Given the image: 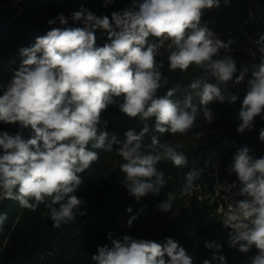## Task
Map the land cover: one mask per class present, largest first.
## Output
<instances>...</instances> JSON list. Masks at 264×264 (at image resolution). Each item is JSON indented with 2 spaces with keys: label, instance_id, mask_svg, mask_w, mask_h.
<instances>
[{
  "label": "clouds",
  "instance_id": "9594fccd",
  "mask_svg": "<svg viewBox=\"0 0 264 264\" xmlns=\"http://www.w3.org/2000/svg\"><path fill=\"white\" fill-rule=\"evenodd\" d=\"M111 2L105 0L106 6ZM223 2L227 5L230 0ZM220 4L221 0H131L129 7L113 11L111 17L97 16L81 6L70 16L49 19V25L63 27H52L32 46L19 50L20 65L0 95V122L30 127L34 133L24 139L20 132H0V202L14 200L33 212L43 204L56 229L73 223L83 214L85 203L76 195L84 183L81 174L99 160L90 144L91 149L106 152L119 145L116 152L124 161L119 166L125 174L124 186L137 202L148 194L159 195L166 180L157 165L171 161L176 167L184 166L187 157L177 150L182 145L161 142L157 135L146 144V123L138 134L126 131L123 141L115 135L109 140L104 130L108 122L101 115L116 97L123 98L119 109L128 117L141 121L154 117L155 132L184 135L197 126L201 113L193 103L194 95L203 106L204 119L211 122L214 115L207 105L226 99L234 103L238 97H226L222 88L235 87L247 78L236 130L251 131L257 116L264 119V36L255 42L259 62L238 69L227 54L231 41L224 43L201 25L202 10ZM69 20L80 21L83 27L69 26ZM96 29L107 32L109 42L97 46ZM166 41L169 71L199 70L182 99H172L175 89L158 95L168 83L161 72L163 62L156 59ZM259 139L264 142V129ZM249 153L245 146L233 156L229 171L236 174L239 187L232 183L224 191L237 189L232 195L243 199H230L222 223L231 229L230 247L241 253L255 247L258 251L251 264H264V157ZM200 177L201 170L185 173L180 194L191 195ZM176 199V193L169 192L158 208L168 212ZM135 219L132 216L127 226ZM6 220L7 214H0V229ZM108 238L111 245L98 246L92 255L95 264H194L172 238L163 244L130 235L113 238V233ZM205 247L215 249L212 260L225 264V257L218 255L221 245L206 242ZM202 264L211 262L205 259Z\"/></svg>",
  "mask_w": 264,
  "mask_h": 264
},
{
  "label": "trees",
  "instance_id": "16d2710c",
  "mask_svg": "<svg viewBox=\"0 0 264 264\" xmlns=\"http://www.w3.org/2000/svg\"><path fill=\"white\" fill-rule=\"evenodd\" d=\"M236 1L238 0H230L226 5L221 0L218 8L203 9L201 25L204 26L203 21L208 19L211 30L226 31L239 24L243 20L239 6L242 3L238 5ZM256 3V6H264L258 0L253 1V5ZM130 4L131 0H112L107 6L105 0H22L25 11L23 18H12L10 13L13 9L10 7L0 11V86L3 87L0 95L20 65L22 58L19 50L32 46L36 37L45 35L52 27H63L59 23L49 25V19L60 14L70 16L81 6L97 16L111 17L113 11L123 10ZM69 26L83 27V24L69 20ZM248 28L259 40L264 36V16L257 21H250ZM95 35L97 46L109 42L107 32L103 29H96ZM167 54L162 52L156 58L157 62H163L161 72L168 81L158 95H164L168 89H175L172 99H182L191 91L188 85L199 70L190 67L186 73L169 71ZM231 56L236 60L238 69L248 60L239 54ZM259 59L250 60L247 67L251 68ZM246 89L247 78L235 87L229 84L222 88L226 97L235 95L238 99L234 103L226 99L223 103L213 101L207 105L214 115L211 122L205 121L203 106L193 94V103L201 113L197 117V126L181 135L185 139L181 143L174 141L175 135L155 132L154 117L141 121L139 117L130 118L122 113L119 105L123 98H114L115 103L109 105L101 115V120L108 122L104 130L109 133V140L115 135L119 141H123L126 131L132 129L138 134L146 123L149 127L144 140L146 144L150 143L152 135H157L161 142L180 144L182 147L177 150L186 155L187 163L176 167L171 161L160 162L157 168L164 172L166 184L159 195L148 194L137 202L124 186L125 174L119 168L124 161L116 152L119 145L114 144L113 151L106 152L103 149H91L90 144L89 149L99 153V160L81 174L84 183L76 195L85 203L81 206L83 214H78L73 223L56 229L43 204L33 212L20 207L14 200L0 202V214H7V220L0 229V264H95L91 257L97 253L98 246L111 245L109 233H113V238L117 235L121 238L130 235L161 244L166 238H172L193 258L194 264H202L205 259L210 260L211 264H219V261L212 260L215 249L205 247L206 242H215L221 245L218 255L225 257V264H251V258L257 255L258 250L253 247L247 253H241L238 248L230 247L228 238L231 229L212 221V208L209 207L208 200L199 202L194 199L190 205L181 207L170 217L158 208L169 192L176 193L177 199L173 201V206L178 205L179 199L184 196L180 194V186L189 170H201L196 186L207 183V188L212 189L216 175L222 185L226 186L230 179L229 184L235 183L238 188L236 174L229 171L234 154L246 146L250 155L255 158L264 157V142L259 139L260 131L264 129V119L261 116L255 118L251 131L246 130L240 134L236 130L241 123L239 111ZM4 131L10 134L20 132L24 139L34 135L30 127L21 129L19 124L0 122V132ZM192 138L195 139L194 142ZM129 207L132 208L131 213L127 211ZM132 216H136V219L131 227H124L119 223L121 219L128 221Z\"/></svg>",
  "mask_w": 264,
  "mask_h": 264
},
{
  "label": "built area",
  "instance_id": "2783aa9c",
  "mask_svg": "<svg viewBox=\"0 0 264 264\" xmlns=\"http://www.w3.org/2000/svg\"><path fill=\"white\" fill-rule=\"evenodd\" d=\"M9 7L13 9L12 13L14 14V17L25 16L22 0H15L11 5L5 7L0 6V11H3L4 9H7ZM252 17L253 11L251 8H249L246 19L242 20L239 24H237L233 28L227 29L226 31L211 30L209 28L208 19L203 21V25L208 27L215 34V36L224 43H228L229 41H231L227 54H239L248 60H252L260 58V53L257 50V44L255 43L258 40L253 36L248 28L249 21ZM253 53H255V57H253ZM220 54L221 56L225 54L223 49L220 50ZM219 189L215 192L214 200L212 202V205H214L212 209L215 211L219 220L222 222L223 215L228 210L227 205L230 202V199L240 198L232 195L236 190L221 193Z\"/></svg>",
  "mask_w": 264,
  "mask_h": 264
},
{
  "label": "rangeland",
  "instance_id": "374dc122",
  "mask_svg": "<svg viewBox=\"0 0 264 264\" xmlns=\"http://www.w3.org/2000/svg\"><path fill=\"white\" fill-rule=\"evenodd\" d=\"M13 1H15V0H0V6H3V7H5V6H8V5H11L12 3H13ZM255 1V0H254ZM259 2H261V3H264V0H258ZM10 2H12V3H10ZM237 2V4L239 5L240 3H242V5L240 4L239 6H240V16H241V18L244 20V19H246V17H247V15H248V9L249 8H251L252 9V11H253V18H251L250 19V21H257L258 19H260L262 16H264V6H262V5H258V6H256L257 5V3L255 4V5H253V1L252 0H238V1H236ZM257 12H258V14H257ZM254 13H255V15H254ZM10 16L12 17V18H14V19H16V18H18V19H20V18H23L24 16H22V17H14V14L13 13H10ZM249 21V22H250ZM167 43H169L168 41H166L165 42V47H163V48H161L160 49V52L162 53V52H165V53H167V51H166V47H167ZM160 56V55H159ZM159 56H157V58L159 57ZM249 63H250V60H245L244 61V64H243V66H248L249 65ZM3 89V87H1L0 86V90H2ZM199 120H197V122H198ZM206 121V120H205ZM184 136H181V134L179 135H175V137H174V141L175 142H177V143H181V142H183V140H185L184 138H183ZM194 138H192V141L194 142ZM215 176V180H214V183H213V185H212V189H209V188H207V183H205V184H200V185H197V187H196V190L191 194V195H189V196H183V197H181L180 199H179V202H178V205H176V206H173V209L172 210H170V211H168V212H166L167 213V215L170 217V216H172V215H174L177 211H178V209H180L181 207H184V206H188V205H190V203H191V201L192 200H197V201H199V202H201V201H203V200H208V202H209V207L210 208H212L213 207V205H212V202H213V200H214V196H215V192H216V190H218L219 188V191L222 193V192H225L224 191V188L227 186V185H229V183H230V179H229V181L227 182V184H226V186L225 185H222L221 184V182H218V180H217V176L216 175H214ZM206 186V187H205ZM232 190H236V189H232ZM211 219H212V221H214L215 223H217V224H223L220 220H219V218H218V216L216 215V213H215V211L212 209V211H211ZM159 220V219H158ZM119 223L122 225V226H124V227H128L127 226V220H125V219H121L120 221H119Z\"/></svg>",
  "mask_w": 264,
  "mask_h": 264
},
{
  "label": "crops",
  "instance_id": "0c3cea01",
  "mask_svg": "<svg viewBox=\"0 0 264 264\" xmlns=\"http://www.w3.org/2000/svg\"><path fill=\"white\" fill-rule=\"evenodd\" d=\"M252 1H254V0H252ZM257 14H258V12H257ZM254 15H255V13H254ZM253 17H254V16H253ZM253 17H252V18H253Z\"/></svg>",
  "mask_w": 264,
  "mask_h": 264
}]
</instances>
